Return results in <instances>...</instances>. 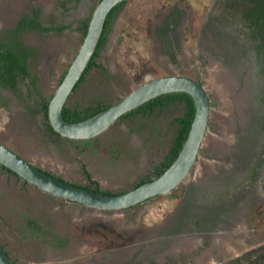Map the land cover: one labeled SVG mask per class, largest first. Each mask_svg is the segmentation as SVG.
Returning <instances> with one entry per match:
<instances>
[{
	"label": "rangeland",
	"instance_id": "rangeland-1",
	"mask_svg": "<svg viewBox=\"0 0 264 264\" xmlns=\"http://www.w3.org/2000/svg\"><path fill=\"white\" fill-rule=\"evenodd\" d=\"M98 1L0 0V31L35 7L41 23L55 28L18 37L32 51L28 69L37 88L29 92V79H20L18 97L7 96L0 139L67 181L93 187L87 171L101 189L121 193L163 160L182 106L120 119L90 141L52 135L38 108L76 54L80 21ZM60 25L65 28L58 32ZM255 36L219 0H126L95 59L99 66L86 73L68 103H113L162 74L199 77L211 109L197 161L168 194L120 211L95 210L0 171V242L13 263L181 264L189 251L203 249L189 264H215L249 252L251 264H264L263 256L255 257L264 250V167L254 189H228L253 153L256 121L264 111V45ZM225 211L219 235H199L201 218ZM32 221L41 232L29 229Z\"/></svg>",
	"mask_w": 264,
	"mask_h": 264
},
{
	"label": "water",
	"instance_id": "water-1",
	"mask_svg": "<svg viewBox=\"0 0 264 264\" xmlns=\"http://www.w3.org/2000/svg\"><path fill=\"white\" fill-rule=\"evenodd\" d=\"M126 0H99L88 21L81 44L47 105V118L53 131L68 139L97 137L124 113L167 92H187L195 111L187 137L170 165L156 178L118 194H104L79 186L36 166L0 142V164L39 189L99 211H120L150 198L168 194L191 171L202 147L210 120L211 103L206 87L199 80L181 73L162 74L145 80L100 112L77 122L62 116V108L85 71L100 39L108 12ZM0 264H14L0 242Z\"/></svg>",
	"mask_w": 264,
	"mask_h": 264
},
{
	"label": "trees",
	"instance_id": "trees-1",
	"mask_svg": "<svg viewBox=\"0 0 264 264\" xmlns=\"http://www.w3.org/2000/svg\"><path fill=\"white\" fill-rule=\"evenodd\" d=\"M123 2L118 3L115 5L107 14L105 22L103 24L102 33L100 36V39L98 41L96 50L90 59L89 63L87 64L84 73L78 80V82L75 84L74 88L78 86V84L84 80L85 74L94 66H99L95 59L99 54L100 49L103 47L108 32L111 29L112 23L117 16L121 6L123 5ZM249 12L244 17L245 20L248 21V25H250L252 28V31L256 33L255 38L260 42V45H264V0H255L252 2V5L250 9H248ZM40 17V9L38 7H35L31 10L28 14L21 15L20 19L15 25V28L12 30V35L14 36L13 41L14 43L20 42L18 39V35L25 30L28 31H39V32H46L49 30H55L54 27H48L46 25H43L39 19ZM89 18H83L80 21V31L82 38L87 30ZM63 28H65V25H60L56 27V30L58 32L62 31ZM17 34V35H16ZM21 43V42H20ZM22 44V43H21ZM3 48L2 51H0V84L11 87L14 90H18L16 76L20 74L23 78L28 77L29 82L27 83L29 92H32L33 89L37 88V78L31 74V72L28 69L27 64V57L32 54V51L30 48H26L24 45H20L21 47L18 50H15L14 48L7 47L6 44H2ZM63 77V76H62ZM60 78V80L62 79ZM59 80V82H60ZM201 82V81H200ZM73 88V89H74ZM47 100H43L42 106L45 112V126L48 128L49 132L52 133V135L59 136L55 131L52 130L51 125L47 118ZM175 101H179L183 105L182 113L174 118L177 129L176 133L174 134L173 138L171 139L169 148L167 153L165 154L163 160L159 162L157 166H155L152 173L146 175L144 178L140 179L137 183H135L133 187H136L144 182L150 181L153 178H156L159 176L174 160L176 155L178 154L180 148L182 147V144L184 140L187 137L188 131L191 126V122L193 120L195 106L194 101L191 95H189L187 92L184 91H175V92H167L160 95H157L144 103L140 104L139 106L131 109L130 111L124 113L120 118H127L137 113H143V114H152L154 110L157 109L158 112H161L165 105L171 104ZM111 102H97L96 104L88 105L82 109H78L77 107L72 108L71 104L68 103V101L65 102L63 108H62V116L65 120L69 122H77L84 120L104 108H106L108 105H110ZM94 138L86 139L87 141L93 140ZM86 141V147L89 145ZM0 167L7 170L8 172H12L11 170L7 169L3 165L0 164ZM87 174L88 180L90 183H92L94 186H86L82 184L75 183L79 186L86 187L90 190L101 192L104 194H118L120 192H112L109 190H103L101 189L99 183L96 180H93L90 178L87 171H85ZM60 179H63L59 176H57ZM26 182V181H25ZM123 192V191H121ZM29 229L41 232V228L39 225H37L36 222L32 221L29 223ZM33 232V231H32ZM8 254V252L6 251ZM264 257V254H263ZM251 259H248L247 257H237L234 259L230 264H251ZM253 263V261H252Z\"/></svg>",
	"mask_w": 264,
	"mask_h": 264
},
{
	"label": "flooded vegetation",
	"instance_id": "flooded-vegetation-1",
	"mask_svg": "<svg viewBox=\"0 0 264 264\" xmlns=\"http://www.w3.org/2000/svg\"><path fill=\"white\" fill-rule=\"evenodd\" d=\"M255 0H219V4L223 7V8H226L228 11L230 10H234L235 13L239 14L241 17H245L247 15V13L249 12L248 9H250L251 5H252V2H254ZM125 3V1H124ZM123 3V4H124ZM21 16L18 17L16 23L18 22V20L20 19ZM245 22H247L248 24V21L245 20ZM15 23V25H16ZM15 25L12 26L9 31H5V32H2L0 31V51H2V44H6L7 47H12L14 48L15 50H18L21 46L20 45H24V44H21L20 42H17V43H14L13 41V38L14 36L12 35V30L15 28ZM172 23L169 24V27H168V30L172 29ZM167 27V26H166ZM249 28H253L249 25ZM32 31H28V30H25V31H22L18 36H23L27 33H31ZM17 35V34H16ZM173 44V43H172ZM26 48H29L27 45H24ZM32 57V54H30L28 57H27V64L29 62V60L31 59ZM86 75V74H85ZM111 77H114V75H111ZM16 79L18 80L17 82V86H18V90H14L13 88L11 87H7V86H4L2 84H0V123L3 122L5 120L4 118V108H6V98L8 96V99H10V97H14V98H17L18 97V94H19V80L20 79H26L28 80V77H25L23 78L20 74H18L16 76ZM150 79V78H149ZM148 80V79H147ZM197 80L201 81L202 79L197 77ZM82 82V81H81ZM80 82V83H81ZM144 82V81H143ZM79 83V84H80ZM142 83V82H141ZM140 83V84H141ZM79 84L76 88L73 89L72 93L70 94V96L68 97V99L73 95V93H75V91L78 89L79 87ZM138 86V85H137ZM136 87V86H135ZM132 90V89H131ZM4 94V95H3ZM67 99V101H68ZM42 102L43 100L39 101L38 102V108L41 112V115H42V118L44 120V125H45V112H44V109H43V106H42ZM181 105L182 108H183V105L181 102L179 101H175L171 104H168V105H165L164 108L162 109V111H164L167 107H170L172 105ZM72 108H75L77 107L78 109H82L86 106H81L79 103H74V104H71ZM157 111L154 110L153 113H155ZM161 111V112H162ZM152 113V114H153ZM152 114H143V113H137V114H134L130 117H133V116H149V115H152ZM2 115V116H1ZM129 118V117H127ZM120 119H125V118H119L118 120ZM2 120V121H1ZM117 120V121H118ZM256 127H255V130H256V133H254V138H253V153L251 155H248L247 158H246V161H242L244 164H242L239 169H237V173L236 175L234 176L233 178V183H232V186L228 189H242L241 191L238 190L240 192V194H243V192L245 190L243 189H254V187L256 186V183L258 181V177H259V174L261 173V170L262 168L264 167V111H263V115H260L259 116V119L256 121ZM5 129L3 128V126H0V135H5ZM52 134V133H51ZM0 142H2L3 144L9 146L8 144H6L2 139H0ZM201 150V149H200ZM15 151V150H14ZM16 152V151H15ZM28 160V159H27ZM30 161V160H29ZM31 162V161H30ZM37 166V165H36ZM39 167V166H38ZM41 168V167H40ZM43 169V168H42ZM45 170V169H43ZM0 171H3L5 173H8V174H12L14 175L15 177H17L18 179H21L23 180L22 178H20L19 176H17L16 174H14L13 172H8L7 170L3 169L2 167H0ZM46 172H49L51 174H54L48 170H45ZM56 175V174H54ZM58 176V175H56ZM63 179H66L62 176H59ZM25 182V180H23ZM73 182V181H72ZM27 183V182H26ZM73 183H76V182H73ZM221 189H227V187H223ZM151 199V198H150ZM143 203V202H142ZM141 204V203H139ZM139 204H136L132 207H135ZM226 204V203H225ZM221 205V204H220ZM227 207H231V204L227 203L226 204ZM233 206V205H232ZM131 208V207H129ZM128 209V208H126ZM230 210L231 208H227L226 210ZM229 211H225L223 212V214H215V215H212V217H205V218H201L199 220V223L198 225L200 226L199 229L201 232H199V235L200 236H205V235H216L218 234L219 235V229H218V226L220 224V219H222V216H224L225 214H227ZM214 214V213H213ZM203 219V221H202ZM212 221V222H211ZM218 229V230H217ZM184 247V246H183ZM182 247V248H183ZM204 250H199V249H196L194 250L193 252L192 251H189L188 256L186 257V259L184 260V262H182L181 264H189V261L190 263L194 261L195 257H197L201 252H203ZM239 251V250H236V252ZM220 253V251H219ZM218 253V254H219ZM253 253L249 252V254H246V255H239L238 257H247L249 255H252ZM264 254V250L260 251V252H257L255 257H262ZM204 256V255H203ZM240 257V258H241ZM237 258V257H236ZM234 258V259H236ZM234 259H231V260H226V261H223V260H216V262H214L215 264H230ZM192 260V261H191ZM154 264V263H153ZM156 264V263H155ZM158 264V263H157ZM172 264V263H171Z\"/></svg>",
	"mask_w": 264,
	"mask_h": 264
},
{
	"label": "bare ground",
	"instance_id": "bare-ground-1",
	"mask_svg": "<svg viewBox=\"0 0 264 264\" xmlns=\"http://www.w3.org/2000/svg\"><path fill=\"white\" fill-rule=\"evenodd\" d=\"M219 74H220V73H219ZM225 78H226V77H225ZM214 79H215V78H214ZM222 80H223V79H222ZM215 81H216V79H215ZM221 82H223V81H221ZM217 83H218V82H217ZM222 85H223V84H222ZM240 108H241V107H240ZM241 109H242V108H241ZM209 143H210V141L207 142V145H209ZM217 240H218V239H217ZM232 240H233V238H232ZM219 243H220V242H219ZM221 243H222V241H221ZM225 243H226V242H225ZM227 243L229 244V243H231V242H227ZM227 243H226V244H227ZM224 248H225V247H224ZM226 251H227V250H226ZM233 251L236 252V250H234V249H233ZM225 253H226V252H225ZM228 255H229V254H228ZM228 255H227V256H228ZM206 258H207V256H206ZM203 259H204V258H203ZM201 261H202V260H201ZM205 261H207V260H205ZM203 262H204V261H203ZM203 262H202V264H203ZM207 262H208V261H207ZM207 262H205V263L207 264Z\"/></svg>",
	"mask_w": 264,
	"mask_h": 264
}]
</instances>
